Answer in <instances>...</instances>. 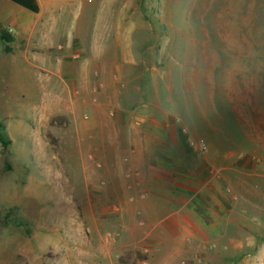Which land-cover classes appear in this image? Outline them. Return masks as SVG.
<instances>
[{
  "label": "rangeland",
  "instance_id": "374dc122",
  "mask_svg": "<svg viewBox=\"0 0 264 264\" xmlns=\"http://www.w3.org/2000/svg\"><path fill=\"white\" fill-rule=\"evenodd\" d=\"M83 1L38 0L34 14L0 0V125L11 141L6 149L0 144V264H45L39 232H121L118 220L98 213L93 184L82 183L78 150L80 125L116 112L102 93L84 92L78 76L86 69L93 81L102 70L131 68L122 61L86 64L83 22L126 29L132 43H143L133 45L141 57L133 69H146L136 83L146 86L154 76L157 91L146 101L158 108L125 110L135 131L145 128L141 119L156 116L188 147L187 138L205 145L204 152L190 147L197 156L211 150L240 159L246 151L264 165V0H85L97 5L93 13L90 6L79 11ZM140 98L124 93L121 102ZM173 150L184 162L182 149ZM87 155L98 163L93 151ZM249 215L264 228V213Z\"/></svg>",
  "mask_w": 264,
  "mask_h": 264
},
{
  "label": "crops",
  "instance_id": "0c3cea01",
  "mask_svg": "<svg viewBox=\"0 0 264 264\" xmlns=\"http://www.w3.org/2000/svg\"><path fill=\"white\" fill-rule=\"evenodd\" d=\"M88 6L91 13L97 10L96 4L85 0L78 9ZM81 24L86 64L122 61L131 68L114 75L102 70L98 78L94 72L93 81L86 69L78 76L84 92L102 93L116 112V118L105 122L81 124L78 150L82 183L86 188L93 184L98 213L118 220L121 232H39L45 264H140L143 258L149 264H264V228L256 225L255 215H249L264 213V165L249 160L246 151L240 159L238 152H215L220 159L216 160L211 150L197 156L185 138L172 131L168 135L156 116L141 119L138 124L145 128L135 131L125 110L158 108L157 102L146 101L147 94L157 91L154 76H148L146 86L136 83L137 78H145L146 69L143 63L140 70L133 69L141 61L133 45L143 43H132L129 31L96 19L92 26ZM88 29L89 34L84 32ZM124 93L142 98L123 104ZM150 129L157 130V137ZM176 145L184 162L173 150ZM91 151L98 162L94 166L89 161L92 155H87ZM105 174L107 182L102 178Z\"/></svg>",
  "mask_w": 264,
  "mask_h": 264
},
{
  "label": "trees",
  "instance_id": "16d2710c",
  "mask_svg": "<svg viewBox=\"0 0 264 264\" xmlns=\"http://www.w3.org/2000/svg\"><path fill=\"white\" fill-rule=\"evenodd\" d=\"M10 2L14 3L15 5L21 7L24 10H27L31 13H38L40 10L38 0H9ZM6 42L11 41V37L9 35L3 36ZM9 48H7L8 50ZM11 141L5 136L2 130V126L0 125V144L3 149H6L10 145Z\"/></svg>",
  "mask_w": 264,
  "mask_h": 264
},
{
  "label": "built area",
  "instance_id": "2783aa9c",
  "mask_svg": "<svg viewBox=\"0 0 264 264\" xmlns=\"http://www.w3.org/2000/svg\"><path fill=\"white\" fill-rule=\"evenodd\" d=\"M176 121H177V123H180L181 120H180V118H176ZM181 132L185 135V137H187V135H186L187 134V129L184 126L181 127ZM187 139H188V145L192 149L197 150L199 152L206 151V146L205 145H203L201 143L197 144L193 139H189V138H187ZM143 254L145 255V254H147V252H144ZM140 264H149V263H148V260L146 258H143L141 260Z\"/></svg>",
  "mask_w": 264,
  "mask_h": 264
}]
</instances>
